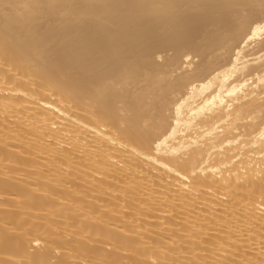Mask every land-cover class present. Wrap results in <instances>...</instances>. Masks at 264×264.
I'll use <instances>...</instances> for the list:
<instances>
[{
  "label": "bare ground",
  "instance_id": "1",
  "mask_svg": "<svg viewBox=\"0 0 264 264\" xmlns=\"http://www.w3.org/2000/svg\"><path fill=\"white\" fill-rule=\"evenodd\" d=\"M0 264H264V0H0Z\"/></svg>",
  "mask_w": 264,
  "mask_h": 264
}]
</instances>
